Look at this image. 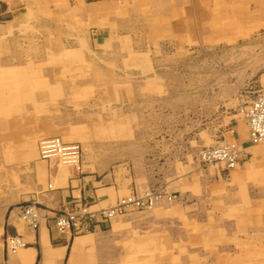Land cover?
<instances>
[{"label":"rangeland","instance_id":"1","mask_svg":"<svg viewBox=\"0 0 264 264\" xmlns=\"http://www.w3.org/2000/svg\"><path fill=\"white\" fill-rule=\"evenodd\" d=\"M133 11L99 43L57 12L22 16L0 36V199L19 192L45 139L118 154L126 141L181 135L183 110L198 119L226 102L231 110L237 82L264 71V0H149ZM201 152L202 165L221 167ZM248 153L250 178L223 168L228 185L189 202L154 193L153 208L107 230L104 248L77 256L86 244L76 245L66 264H264V144ZM4 240L0 219V255Z\"/></svg>","mask_w":264,"mask_h":264},{"label":"crops","instance_id":"2","mask_svg":"<svg viewBox=\"0 0 264 264\" xmlns=\"http://www.w3.org/2000/svg\"><path fill=\"white\" fill-rule=\"evenodd\" d=\"M148 1L0 0V36L8 32L9 28L19 26L22 16L46 19L57 12L61 16L66 15L71 21L77 18L82 30L96 32L99 43L107 32L114 29L118 16L137 13L133 11L135 9H145ZM262 88L264 71L259 68L237 82L231 96L235 97L233 102H238L231 110L226 102L214 110L215 113L211 109L208 116L199 119L196 109L190 112L183 110L185 114L181 115L174 127L184 129L181 135L175 133L126 141L119 155L112 148L108 152L88 151L83 153L79 168L58 159L38 160L24 177L19 192L7 199H0L4 235H20L27 243L16 254L8 253L4 247L0 264H66L68 259L70 262L75 246H80L76 244L78 240L92 244L80 248L77 256L84 254L83 250L92 245L104 248L106 240L103 238L107 230L113 231L129 220L126 214L121 215L107 226L73 237L59 234L48 222H43L39 229L28 227L21 219V204L36 203L46 211L57 212L68 209L75 198L83 197L91 202L93 210H100L113 207L117 201L129 196L176 193L189 202L196 200L198 191L206 193L210 190L209 186L211 188L213 183L223 189L228 185L224 167H205L198 161L199 153L207 147V138L230 140L232 137L228 130L232 127L236 131V139L248 141V129L239 109ZM198 128L201 130L198 131ZM248 164L250 162H243L234 169L230 173L231 179L243 182L250 178L252 173Z\"/></svg>","mask_w":264,"mask_h":264},{"label":"built area","instance_id":"3","mask_svg":"<svg viewBox=\"0 0 264 264\" xmlns=\"http://www.w3.org/2000/svg\"><path fill=\"white\" fill-rule=\"evenodd\" d=\"M239 113L248 129V141L242 142L235 138L236 131L228 130L231 139L222 138L216 145L205 148L200 155L207 165H223L228 170L236 169L248 158V149L264 144V88L248 103L243 104ZM84 149L80 143L66 142L60 137L41 141L39 155L42 160L59 158L64 164L79 168ZM162 197L148 193L145 197L129 196L120 199L110 208L93 210L92 204L83 197L75 198L70 207L64 211H46L36 203L20 205L21 219L30 228L39 229L43 222H48L59 234L80 236L94 231L97 227L107 226L118 216L130 210H146L153 208ZM27 243L22 236L6 234L4 246L8 253L16 254Z\"/></svg>","mask_w":264,"mask_h":264},{"label":"bare ground","instance_id":"4","mask_svg":"<svg viewBox=\"0 0 264 264\" xmlns=\"http://www.w3.org/2000/svg\"><path fill=\"white\" fill-rule=\"evenodd\" d=\"M87 239V238H86ZM85 242H87L86 240H82V239H80V240H78L77 242H76V244H78V245H80V246H82V244H84ZM89 243V242H88ZM87 244V243H86ZM22 249V248H21ZM20 249V250H21ZM19 250V251H20ZM48 257V256H47ZM51 258V257H50ZM46 260V259H45Z\"/></svg>","mask_w":264,"mask_h":264}]
</instances>
